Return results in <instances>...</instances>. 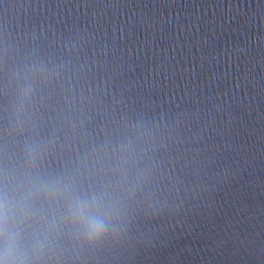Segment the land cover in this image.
I'll use <instances>...</instances> for the list:
<instances>
[{
  "label": "water",
  "instance_id": "water-1",
  "mask_svg": "<svg viewBox=\"0 0 264 264\" xmlns=\"http://www.w3.org/2000/svg\"><path fill=\"white\" fill-rule=\"evenodd\" d=\"M264 264V0H0V264Z\"/></svg>",
  "mask_w": 264,
  "mask_h": 264
},
{
  "label": "clouds",
  "instance_id": "clouds-1",
  "mask_svg": "<svg viewBox=\"0 0 264 264\" xmlns=\"http://www.w3.org/2000/svg\"><path fill=\"white\" fill-rule=\"evenodd\" d=\"M2 264H7V260H5L4 262H2Z\"/></svg>",
  "mask_w": 264,
  "mask_h": 264
}]
</instances>
